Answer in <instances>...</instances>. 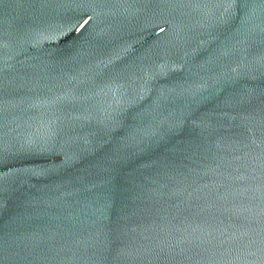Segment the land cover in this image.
<instances>
[{
  "label": "water",
  "instance_id": "water-1",
  "mask_svg": "<svg viewBox=\"0 0 264 264\" xmlns=\"http://www.w3.org/2000/svg\"><path fill=\"white\" fill-rule=\"evenodd\" d=\"M0 264H264V0H0Z\"/></svg>",
  "mask_w": 264,
  "mask_h": 264
}]
</instances>
